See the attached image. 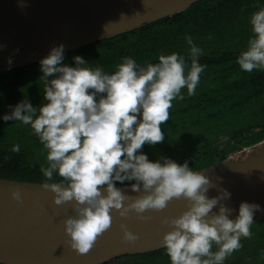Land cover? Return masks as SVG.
I'll list each match as a JSON object with an SVG mask.
<instances>
[{"label":"clouds","instance_id":"obj_1","mask_svg":"<svg viewBox=\"0 0 264 264\" xmlns=\"http://www.w3.org/2000/svg\"><path fill=\"white\" fill-rule=\"evenodd\" d=\"M21 8L26 4H19ZM249 23L253 35L247 49L237 58L245 72L264 70V7L252 13ZM190 45L191 65L177 53L160 54L158 62L138 64L122 58L113 72L89 67L82 56L65 61L64 45L51 47L39 61L43 82V102L33 107L25 98L0 119L30 125L46 150V178L41 187L53 193L57 207L71 204L73 215L65 217L64 231L70 247L87 253L97 237L110 228L112 211L120 217L134 212L140 220L146 210H162L173 198L187 201V210L179 216L165 217L167 231L161 244L171 264H224L240 249L241 237H250L256 212H264L257 203L241 202L238 215L230 219L232 209L224 201L231 198L227 189L209 198L213 185L208 176L194 171L186 160L178 164L168 157L150 161L141 152L143 145L165 140L161 125L169 120V109L176 98L184 99L181 89L195 94L200 74L207 65L199 63L202 49L185 37ZM7 44H0V49ZM16 48L7 58L11 66ZM18 153L20 145H13ZM54 174L62 179L54 181ZM143 195L128 196L116 183ZM11 198L21 202L19 190ZM217 210L214 211L213 209ZM123 239L137 236L121 223ZM216 251H213V245Z\"/></svg>","mask_w":264,"mask_h":264},{"label":"rangeland","instance_id":"obj_2","mask_svg":"<svg viewBox=\"0 0 264 264\" xmlns=\"http://www.w3.org/2000/svg\"><path fill=\"white\" fill-rule=\"evenodd\" d=\"M254 1V6L252 8L247 6L248 12L242 18L244 30L239 28L238 32H236L228 27L222 28V34H224V36L227 35L225 38L227 39L226 45H217L215 43H212L210 46L201 45V57L214 54L218 55V53L224 51L242 52L247 49L248 40L253 35L249 23L250 17L252 13L264 7V1ZM194 29L195 26H187L185 31H183V33L175 40L168 42L161 41V44L156 43L154 40H149V42L144 45V48L146 52H148V56L158 57L160 54L167 55L171 53H177L183 56V53L185 52L184 50L181 52L180 45L182 42H186V36L194 34L192 31ZM148 32L154 33L155 29L151 28ZM238 38L239 40H237ZM210 41H212V39H210ZM185 47H187L185 56L190 57V48H188L190 46L187 45ZM223 67L224 66H218L216 67L217 71H215L220 73ZM38 70H40V68ZM103 70L105 71V68H103ZM258 71L262 72L264 70L254 69L252 72L241 70L233 76H230L231 73L227 75L230 77L221 76V79L218 77L216 79L214 75H205L202 72L194 95L189 96L187 89L182 88L181 94L184 96V99L180 100L179 98H176L172 101V107L169 109V120L161 125V130L165 133V140L156 145H143L140 151L146 154L150 161H155L159 157H168L175 161H179L196 158L198 156L207 158L215 155L220 162L243 149L254 147L263 142L264 140L262 138L260 139V137L264 136V94L259 97L245 99V97L253 91L252 84H250L249 81L251 82L256 76L255 73ZM41 75L42 73L34 76L26 75L22 80L19 79L21 81L15 80L16 84L14 83L15 85L12 86L13 88H11L10 92H7L6 90L5 92L3 89L7 88L9 86L8 84L11 83L5 82V84L3 81L4 79H0V91L2 90V92H0V117L11 111L8 107L9 105L15 106L25 98L31 102L33 107H39L41 105L43 102V95H41L43 94V89H40V82L42 81L39 80ZM12 80L7 79L6 81L11 82ZM224 81L228 83L223 84ZM257 82L259 83V80H257ZM229 83L236 85L240 83L241 88H239V86L232 91V85ZM222 84L225 85V92H223V95L218 92L219 88H221L219 86ZM253 84L258 86L256 83ZM17 85L19 89L16 90ZM26 89L32 91L30 95H26L25 91L23 92V90ZM8 90H10V88H8ZM18 90L20 95H11V93L18 92ZM217 113L220 115H217ZM254 113L256 115H254ZM232 115L234 119L231 118ZM258 122L261 124L260 127L263 128V132L255 127ZM4 125L23 126L29 130L27 136H36L33 134L30 125H25L15 120L6 122L0 119V127ZM239 143H241L242 147L251 143L253 144L244 148L241 147V150L235 149L234 147L240 145ZM42 149L43 147L41 143L39 147L33 146L26 160L29 163L41 164L42 162L39 160L38 155L39 157H46L47 155V152H42L40 155L39 152H41ZM263 149L261 151H253L251 155H248L247 153L243 157L231 159L232 161L230 163L228 162L227 165L222 168L225 170L222 171H226L227 166L229 168L231 165H233L232 167H240L246 171H255L256 168L260 167V165L257 166V160L264 155ZM234 151L237 152L234 153ZM203 162L204 160L201 159L195 164L198 167H202L204 165ZM29 204H33V206H30V208H32L36 205V202L30 203L25 199H21V202H19L18 205L25 206ZM250 232V237L240 238L242 247L228 256L225 259L224 264H264V218L257 223L252 224L250 226ZM259 240L263 243L255 244L254 247L250 246L251 243ZM245 245H247V247ZM258 245L263 246L262 248H257ZM244 248L248 249L246 250ZM212 250H217L215 244L213 245ZM117 259L118 258H115L105 264H133L132 262H137L136 259L129 257L118 261ZM128 259H132L131 262H125ZM145 264L156 263L146 261ZM163 264H171V261Z\"/></svg>","mask_w":264,"mask_h":264},{"label":"water","instance_id":"obj_3","mask_svg":"<svg viewBox=\"0 0 264 264\" xmlns=\"http://www.w3.org/2000/svg\"><path fill=\"white\" fill-rule=\"evenodd\" d=\"M37 0H23L26 7L21 8V0H0V19L5 14L11 16V22L24 10L31 11L28 2ZM203 0H182L180 4L167 13L157 15L141 22L138 26L126 29L114 34H103L99 37L77 43L64 48V53H69L96 42L113 38L115 36L140 29L160 19L173 17L192 5ZM19 14V15H17ZM14 16V17H13ZM9 18V17H8ZM44 58V57H43ZM43 58L31 60L21 65L6 67L0 70L4 74L16 69L38 64ZM264 141L254 147L243 149L216 164L195 170L209 177L213 187L206 194L212 198L222 189L231 193V198L224 203L232 209L230 219L238 215V206L241 202L257 203L264 209V155L257 160L259 168L254 171H246L242 168L231 167L222 171L231 159L251 155L253 151H261ZM264 150V149H263ZM221 169V170H220ZM5 183L31 184L41 186L42 183L26 182L21 180L1 179ZM128 196L143 195L144 192H133L128 185H116ZM37 190L21 194V199L33 204L18 205L11 198V193L0 195V264H105L115 258L146 254L164 249L161 244L163 235L171 228L162 223L165 217L171 218L181 215L187 210V201L183 198H173L162 210H146L141 215L150 217L148 220H140L136 213L129 212L127 217H120L117 211H112V223L109 229L97 237L92 248L85 254H79L70 247L69 237L64 231V219L73 215L71 204L57 207L50 198H43L37 194ZM10 198V199H7ZM29 206V207H28ZM214 211L217 209L214 208ZM264 218V212H256L253 224ZM137 236L135 241L129 242L123 239L120 224Z\"/></svg>","mask_w":264,"mask_h":264},{"label":"trees","instance_id":"obj_4","mask_svg":"<svg viewBox=\"0 0 264 264\" xmlns=\"http://www.w3.org/2000/svg\"><path fill=\"white\" fill-rule=\"evenodd\" d=\"M263 1L264 0H262L261 2ZM254 2H255L254 0H203L192 5L187 10L174 15L173 17L160 19L152 24H148L141 27L140 29L130 31L128 33H124L110 39L96 42L92 45L83 47L81 49L69 53H64L65 55L64 62L71 65L73 63L72 58L76 55H79L82 56V58H84L86 62L90 63L87 66L93 68L95 67H101L102 69L105 68V72L108 73L113 72L116 68V65L122 63V58L124 57H131L138 64H144L146 62L156 63L158 62V57L148 56V52H146L144 45L147 44L149 40H154L158 44H161V41L168 42L171 40H175L179 35L183 33V31H185L187 26L188 27L195 26V29L192 30L194 34H191V37L193 39V43L199 48L206 45L210 46L212 43L213 44L215 43L217 45H222V44L226 45L227 39L225 38L227 37V35L224 36V34H222V28L228 27L236 32H238L239 28L241 30H244V24L242 18L248 12L247 6L252 8L254 6ZM151 28L155 29L154 33L148 32V30H150ZM210 39H212V41H210ZM237 40H239V38ZM187 45H188L187 42L184 43L182 42V44L180 45L181 52H183V50L185 52L183 53L184 54L183 57L185 58L186 68L190 67L191 65V58L185 56L187 51V47L185 46ZM240 54L241 52L224 51L218 53V55L214 54L211 56H203V57L200 56L198 59L200 64L207 65V67L203 71L205 75H209V76L214 75L216 79L217 77L221 79L222 78L221 76L225 77L230 73H231L230 76H233L235 73L237 74L241 71L239 65L236 62ZM218 66H224L220 73L216 72L217 71L216 67ZM39 68L40 65L38 63L10 71L5 74H0V79H4L3 80L4 83L5 82L11 83L8 84L9 86L3 90L10 92L11 88H13L12 86L16 84L15 80L21 81L22 78L26 75L27 76L39 75V73H41V71L38 70ZM255 74H256V76L254 77L255 79L253 78L251 82L249 81V83L252 84L253 91L250 94H248V96H246L245 99L259 97L260 95L264 94V71L262 72L258 71ZM7 79H11V80L13 79V80L11 82H7L6 81ZM257 80H259V83L257 82ZM260 80L262 81V83ZM225 83L228 82L224 81L223 84ZM253 83H256L258 86H256ZM223 84L219 86L221 88H219L218 91L222 95L223 92H225V85ZM229 84L232 85L231 87L232 91L234 90V88L236 87L238 88L240 86V83L237 84L238 86L236 84H231V83ZM8 88H10V90H8ZM41 88L43 89V82H40V89ZM239 88H241V86ZM17 89H19L18 85L16 87V90ZM24 91L26 92V95H30V93L32 92L30 89L23 90V92ZM0 92H2V90ZM11 95H20L19 90L18 92L11 93ZM217 115L220 114L217 113ZM254 115L256 114L254 113ZM231 118L234 119L233 115L231 116ZM260 125L261 124L258 122L255 125V127L257 129H260L261 132H263V128L260 127ZM28 131L29 130L23 126L4 125L0 127V178L1 179L12 180V181L21 180V181L33 182V183H43L45 181L46 178L43 176V173L41 172V167L42 166L47 167L46 157L44 156L39 157L38 155L39 160H41L42 162L41 164L29 163L26 160L33 146L34 147L40 146V141L38 137L27 136ZM261 138L264 140V136L260 137V139ZM15 144L20 145V151L18 153L11 151L13 145ZM239 144L240 145L234 148L241 150L242 148L249 146L253 143L243 147L241 146V143ZM237 151H234V153ZM42 152H46V150L42 149V151L39 152L40 155ZM201 159L204 160L203 162L204 165L202 167L196 166L195 163ZM184 161L186 160H179L176 162L178 164H182L184 163ZM187 161L189 162V167H191L195 171L216 164L219 162V159L215 155H212L207 158L198 156L196 158L187 159ZM61 179L62 178L59 177L57 174H54V181H59ZM116 185H128V182H125L124 184H120L119 182H117ZM262 243L263 242L259 240L249 244L250 246L254 247L255 244H262ZM245 246L247 247V245ZM262 246L263 245L261 246L258 245L257 248L258 247L262 248ZM244 249L247 250L248 248H244ZM126 257L136 259L137 262L136 263L132 262L133 264H145L146 261L155 262L156 264H163L170 262V258L166 254V251L164 249L146 254L125 256V257L123 256L118 258L117 261ZM132 259H128L125 262H131Z\"/></svg>","mask_w":264,"mask_h":264},{"label":"bare ground","instance_id":"obj_5","mask_svg":"<svg viewBox=\"0 0 264 264\" xmlns=\"http://www.w3.org/2000/svg\"><path fill=\"white\" fill-rule=\"evenodd\" d=\"M182 0H37L28 2L31 11L24 10L11 22L7 14L0 19V70L45 57L51 47L66 48L103 34H114L138 26L141 22L169 12ZM181 5V4H180ZM14 17V16H13ZM18 48L12 57L7 58ZM19 190L29 195L32 190L43 198L53 193L38 185L0 181V195Z\"/></svg>","mask_w":264,"mask_h":264}]
</instances>
